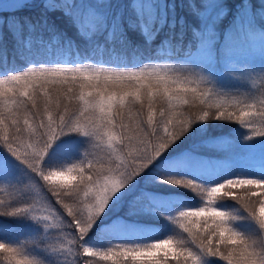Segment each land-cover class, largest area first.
I'll return each mask as SVG.
<instances>
[{
    "label": "snow or ice",
    "instance_id": "snow-or-ice-1",
    "mask_svg": "<svg viewBox=\"0 0 264 264\" xmlns=\"http://www.w3.org/2000/svg\"><path fill=\"white\" fill-rule=\"evenodd\" d=\"M40 7L0 18V264H264V26L250 3L232 32L217 26L224 0L189 3L200 25L186 49L166 0H134L127 18L110 0ZM166 25L161 52L179 40L182 61L130 63L143 53L128 31L150 46ZM5 28L22 67H8ZM256 34L259 66L225 82L214 69ZM227 123L225 142L213 131Z\"/></svg>",
    "mask_w": 264,
    "mask_h": 264
},
{
    "label": "trees",
    "instance_id": "trees-1",
    "mask_svg": "<svg viewBox=\"0 0 264 264\" xmlns=\"http://www.w3.org/2000/svg\"><path fill=\"white\" fill-rule=\"evenodd\" d=\"M170 1L172 4H175V16L177 18L183 17L186 21V31H185V36H184V41L183 43L186 44L187 42H189L190 40H192V32L191 29L193 27H196L199 30V25H200V20L197 19V17L191 15V13L188 10L187 5L189 3H201L202 0H168ZM225 4L228 6V9L230 10V16L233 15V11H235L237 5H241V3L243 2H247L252 4L254 7L257 6V3L255 0H224ZM41 5V3H39ZM37 4L33 7H27L24 8L22 11H17L16 9H11V10H4V11H0V16L3 17H7L9 19V21H11L12 18H21V17H30L33 20L37 19L38 17H40L41 13L43 12V9L40 7V5ZM133 15V14H132ZM171 15L169 14V19H171ZM229 15L227 17H229ZM227 17L225 19H223L219 25L221 26V30L222 27L225 26L227 23L225 22V20L227 19ZM49 23L50 24H54L57 28L59 26H61L62 24L64 26H67L66 21L64 20H60V18L55 17L54 14H50L49 15ZM10 26V25H9ZM257 28V32L259 30L258 26L255 25ZM179 28L177 27V29L175 30V32H178ZM4 32V43L7 46V61H8V67L12 68V67H22V64L20 61L18 60H14L13 56V49H11L10 47H13V37L9 34L8 30L5 28L3 29ZM174 32L173 30H171L167 25L164 27V29L159 33V35L157 36L156 40L154 42H152V44L149 46L148 43L145 41V38L141 35V33L139 31H128V38L129 40L133 43V45H139L143 55H131L129 57V62L132 64H136L139 63L140 60L142 59L144 62L149 61V60H155L156 57H160L161 55H163L164 53L159 52V50L157 51V46L161 45L162 41L169 36H173ZM75 39H77V42L80 44V47L83 49L84 48V44L82 41H79V39L76 37ZM180 41L173 39L171 42V48L173 50H175L176 54H179L177 51V45L180 44ZM177 43V44H176ZM174 53H172V55H176ZM146 57V58H145ZM3 63V53H0V64ZM243 71V70H242ZM241 71L236 72L235 75H238ZM225 82H230L231 78L229 79H224ZM257 86L259 87L260 84L258 83ZM239 127L238 125L234 124V123H227L225 124L222 128L220 129H215L213 131V135H219V134H223L222 135V140L227 142V141H232L234 139V137L229 136L228 134L233 130V129H237ZM240 131H244L243 129H240ZM241 142H243L242 137L240 138ZM231 203V202H229ZM153 231L155 232H159L158 227L154 226L153 227Z\"/></svg>",
    "mask_w": 264,
    "mask_h": 264
},
{
    "label": "rangeland",
    "instance_id": "rangeland-1",
    "mask_svg": "<svg viewBox=\"0 0 264 264\" xmlns=\"http://www.w3.org/2000/svg\"><path fill=\"white\" fill-rule=\"evenodd\" d=\"M255 1L259 4H257L255 8H253L252 6V8L256 10V14L262 16V14L258 11L260 6V0H255ZM42 2L43 0H31L32 5ZM77 2H79V0H77ZM110 2L113 5L112 8L113 12L124 14L126 18L133 14L131 7H126V6L131 5L134 2V0H110ZM166 2L168 3V0H166ZM212 2H215V0H212ZM239 6L240 5H237L235 11H233V15L227 17V19L225 20L227 24L223 26L222 30H221V26L219 25L221 21H217V26L221 32H225V31L232 32L234 27H236L240 23V15L237 11ZM256 14L254 16V22H255ZM213 15H215V13H213ZM54 16L60 18V20L66 21L67 23V26H64L62 24L58 28L56 26L55 27L59 31L66 32L68 37L75 39L76 38L75 29L71 26L70 22L66 18L62 17L59 12L54 13ZM234 18H235V22H234ZM260 25L264 26V19L260 21ZM13 45H14V41L12 46ZM187 45H188L187 43L183 44L185 48H187ZM10 48L13 49V47ZM170 48L171 46H169L168 49ZM157 49L161 50L160 45L157 46ZM260 52H261V37L259 36V34L250 36L247 43H243L239 39H237L231 49V53H230L231 60L227 62L222 60L220 62V65L216 67L214 70L218 75H221L223 78H231L230 76L227 75V73L234 72L233 76H235V72H237L238 70L240 69L246 70L247 64H254L256 66H259L261 62ZM181 61H182V53H179V55L172 57L170 62L180 63ZM147 62H158V61H147Z\"/></svg>",
    "mask_w": 264,
    "mask_h": 264
},
{
    "label": "water",
    "instance_id": "water-1",
    "mask_svg": "<svg viewBox=\"0 0 264 264\" xmlns=\"http://www.w3.org/2000/svg\"><path fill=\"white\" fill-rule=\"evenodd\" d=\"M16 0H0V6H3V7H8L9 4L11 3H15ZM10 9V8H8ZM0 10H3L2 7H0Z\"/></svg>",
    "mask_w": 264,
    "mask_h": 264
},
{
    "label": "bare ground",
    "instance_id": "bare-ground-1",
    "mask_svg": "<svg viewBox=\"0 0 264 264\" xmlns=\"http://www.w3.org/2000/svg\"><path fill=\"white\" fill-rule=\"evenodd\" d=\"M18 1V0H17ZM40 5V4H39ZM179 41V40H178ZM180 43V42H179ZM177 44V43H176ZM184 44V43H183ZM177 49V48H176ZM146 58V57H145ZM237 128V127H236Z\"/></svg>",
    "mask_w": 264,
    "mask_h": 264
}]
</instances>
